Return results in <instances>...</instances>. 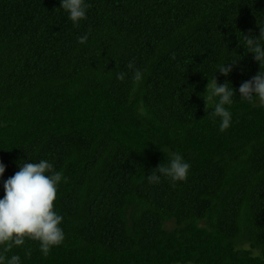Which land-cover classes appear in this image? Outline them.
I'll list each match as a JSON object with an SVG mask.
<instances>
[{
    "label": "trees",
    "instance_id": "obj_1",
    "mask_svg": "<svg viewBox=\"0 0 264 264\" xmlns=\"http://www.w3.org/2000/svg\"><path fill=\"white\" fill-rule=\"evenodd\" d=\"M87 2L73 25L60 0H0V198L21 161L47 159L67 177L54 201L63 244L45 257L26 239L5 255L264 264V106L238 96L260 68L244 36L264 28V0ZM233 59L229 75L213 73ZM212 74L237 93L225 132L201 96ZM171 152L190 162L187 180L148 183Z\"/></svg>",
    "mask_w": 264,
    "mask_h": 264
},
{
    "label": "clouds",
    "instance_id": "obj_2",
    "mask_svg": "<svg viewBox=\"0 0 264 264\" xmlns=\"http://www.w3.org/2000/svg\"><path fill=\"white\" fill-rule=\"evenodd\" d=\"M59 8L63 9L73 25H78L87 19L90 4L87 0H60ZM87 40V34L78 37L80 44H85ZM245 46L248 52L254 54L260 68L255 76L241 83L238 96L242 101L264 106V28L260 27L258 36L245 35ZM238 60L219 65L213 73L219 70L224 76L229 75ZM128 68L133 70L137 82L143 79L144 73L133 63L130 62ZM123 76V73L118 74V78L122 79ZM201 96L207 115L219 120V131L228 130L233 122L230 109L237 96L231 83L220 84L212 74ZM18 164L19 171L3 181L5 194L0 198V264H22L20 255L8 257L5 254L13 247L23 246L26 239L38 242L39 250L45 257L65 240L61 226L64 217L54 207L59 185L67 181L63 169L56 170L47 159L32 163L21 161ZM190 169V162L181 153L171 152L168 163L159 164L146 175V179L150 184H159L163 178L173 183L182 182L187 180ZM5 171L6 165L0 161V179ZM30 254L29 251L27 255Z\"/></svg>",
    "mask_w": 264,
    "mask_h": 264
}]
</instances>
